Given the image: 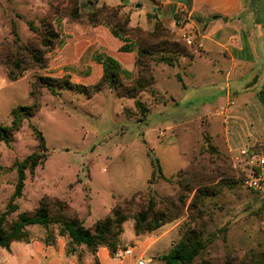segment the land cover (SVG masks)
I'll use <instances>...</instances> for the list:
<instances>
[{
	"label": "rangeland",
	"instance_id": "rangeland-1",
	"mask_svg": "<svg viewBox=\"0 0 264 264\" xmlns=\"http://www.w3.org/2000/svg\"><path fill=\"white\" fill-rule=\"evenodd\" d=\"M67 9L69 0H0V52L2 47L14 51V28L19 44L44 54L47 62L44 68L28 69L16 82L0 66V126H10L13 108L33 106L30 92L36 76L66 78L84 87L41 89L34 115L23 121L9 144L0 143V215L17 182L15 165L33 153L40 155L36 168L25 171L17 211L7 216L4 227L33 211L43 197L65 201L84 227L110 216L124 201L134 200L137 206L125 209L135 214L153 200L154 213L172 220L139 236L148 243L144 248L151 249L146 259L164 264L161 256L193 231L206 243L193 264H264V195L245 184L257 171L256 159L264 146L252 156L247 149L228 152L223 122L215 113L224 106L215 98L226 69L212 76L204 63H192L184 71L183 64L172 69L156 66L155 89L166 98L142 92L136 99L149 109L143 115L135 100L121 98L112 87L102 84L96 90L100 80L90 85L74 82L71 65L60 76L51 75L50 57L68 20ZM56 18L61 20L54 22ZM28 23L37 33L28 29ZM48 25L59 36L51 51L41 46L42 40L49 43ZM197 71L203 80L191 78ZM182 84L189 86L187 93ZM32 127L41 133L43 145ZM152 161L159 163L166 179L150 181ZM198 189L206 196L194 200ZM132 224V219L124 224V244L133 236ZM27 229L31 238L45 235L40 227Z\"/></svg>",
	"mask_w": 264,
	"mask_h": 264
},
{
	"label": "crops",
	"instance_id": "crops-1",
	"mask_svg": "<svg viewBox=\"0 0 264 264\" xmlns=\"http://www.w3.org/2000/svg\"><path fill=\"white\" fill-rule=\"evenodd\" d=\"M102 5L121 7L129 16L131 28L151 32L159 22L175 35H182L184 30L190 33L194 51L191 58H180L183 71L192 63L207 64L210 68L207 72L212 76L226 69L224 84L215 98L222 100L224 106L216 108L215 113L223 122L222 135L228 152L235 154L247 149L250 156L261 150L264 146V105L260 97L264 92V0H78L81 13L93 12ZM58 20L61 19L54 22ZM64 21L60 42L50 57L52 76H60L65 66L71 65L72 74H68L72 80L90 85L101 79L103 62L107 59L116 65L124 84L135 80L138 47L134 41L114 35L105 24L88 26L66 18ZM204 77L198 71L191 75L193 80ZM154 81L155 89V77ZM182 85L187 93L189 86ZM194 85L193 82L191 86ZM123 235L124 227L121 243L124 248L132 249V256L116 261L106 248H99L95 255L98 264H134L137 258H145V253L151 251L144 248L148 244L144 238L133 233L124 244ZM43 237H30L28 243L14 242L8 249L0 247V264H94V257L85 247L67 254L66 239L58 238L54 245L46 246ZM147 260L157 264L150 258Z\"/></svg>",
	"mask_w": 264,
	"mask_h": 264
},
{
	"label": "trees",
	"instance_id": "trees-1",
	"mask_svg": "<svg viewBox=\"0 0 264 264\" xmlns=\"http://www.w3.org/2000/svg\"><path fill=\"white\" fill-rule=\"evenodd\" d=\"M65 17L70 22L85 24L88 26H97L99 24L107 25L112 33L120 38L132 40L137 44L136 68L137 76L134 81L126 85L121 81L116 65L110 60L103 62V74L95 85L96 90H101L100 86L106 84L119 92L121 98L135 100L134 104L140 113L145 115L149 113V109L137 100L142 92H148L153 98L158 96L154 89L153 67L157 65H165L167 67H175L179 65L181 57H192L193 47H186L177 35L171 33L161 23L156 22L151 32L143 31L136 27L129 26V16L124 13L121 7L110 8L100 6L90 13H81L78 7V0H69V9L66 10ZM49 43L41 41L44 47L53 49V43L57 42L59 36L54 31L52 25H48ZM28 29L37 33V29L33 23H28ZM14 51L8 48H1L0 66L4 68L7 78L11 82H16L23 77V73L28 69L38 67H46V59L44 54L37 50H33L28 45H20V38L16 30L12 29ZM23 53H20V52ZM49 51V52H50ZM181 81L180 77H177ZM183 86V85H182ZM68 88L70 90L81 88L73 85L68 79H51L47 77L36 76L32 84L30 97L34 100L31 107H17L10 112L11 124L8 127L0 126V143L9 144L13 135L17 133L24 120L33 116L38 107V97L40 90L43 88ZM33 90L37 93L34 95ZM264 105V92L260 95ZM33 133L38 140L40 146L43 145V137L39 131L32 127ZM213 150V149H212ZM40 149L39 152H41ZM40 155L33 153L25 158L21 163H17V182L14 192L6 206L5 212L0 215V247L8 249L10 244L14 242L28 243L30 240L28 227H40L45 231L42 242L46 246L55 244L56 239L63 238L68 241L67 254L76 252V248L85 247L87 252L94 257V264H98L96 252L99 248H106L109 255H114L120 248H124L121 243L124 224L129 220H133L132 229L136 237L149 234L159 229L162 225L170 222L172 218H167L163 214L154 213L153 200H149L148 208L144 210L140 207L135 214H131L125 209L127 206H134V200L124 201L121 206H117L103 220L96 221L90 227H84L82 221L78 218L74 210L62 200L57 198L43 197L38 206L33 211H26L18 215L7 229L4 227L7 216L17 211L15 201L18 200L24 189L25 171H33L39 164ZM152 175L150 181L156 179H166L157 161L151 162ZM152 183V182H151ZM206 196L197 190L194 200ZM264 209V201L262 205ZM53 228V229H51ZM206 243L202 238L194 233H186L181 240L169 251L168 254L161 256L160 260L164 264H193L194 259L204 250Z\"/></svg>",
	"mask_w": 264,
	"mask_h": 264
},
{
	"label": "built area",
	"instance_id": "built-area-1",
	"mask_svg": "<svg viewBox=\"0 0 264 264\" xmlns=\"http://www.w3.org/2000/svg\"><path fill=\"white\" fill-rule=\"evenodd\" d=\"M181 37L186 45L193 46V40L190 33L184 30ZM256 166L257 171L246 179L245 184L251 190L260 195H264V154L256 159ZM132 253L133 251L131 248L125 247L123 250H118L113 259L116 261H122L126 258H130ZM134 264H150V262L144 257H139L135 260Z\"/></svg>",
	"mask_w": 264,
	"mask_h": 264
}]
</instances>
